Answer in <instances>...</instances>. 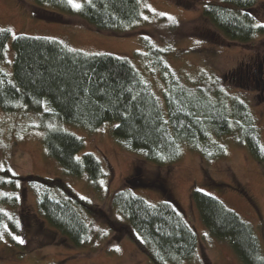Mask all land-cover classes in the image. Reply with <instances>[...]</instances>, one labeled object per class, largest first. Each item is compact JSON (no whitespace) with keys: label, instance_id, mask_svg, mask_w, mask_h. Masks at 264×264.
<instances>
[{"label":"trees","instance_id":"obj_1","mask_svg":"<svg viewBox=\"0 0 264 264\" xmlns=\"http://www.w3.org/2000/svg\"><path fill=\"white\" fill-rule=\"evenodd\" d=\"M34 1V16L58 21L65 14L111 35H124L141 18L140 0H81L79 9L68 0ZM256 3L257 0H207L201 10L228 39L244 43L264 33V27L257 26L261 23L253 14ZM44 5L59 13L49 12L41 7ZM10 37L8 29L0 28V59ZM141 42L146 52L136 54L143 56L144 61L149 60V67L156 68L165 79L163 105L125 57L86 53L52 38L18 33L10 41L13 52L10 72L0 65V109L38 111L46 105L47 116L86 129L114 119L111 132L120 144L160 166L178 160L183 145L204 160L222 156L224 147L219 139L235 134V139L246 146L264 169L260 130L245 102L225 98L218 88L183 85L160 56L161 49L144 36ZM42 143L47 154L66 173L85 172L88 183L97 187L102 175L100 164L90 152L77 156L83 144L81 138L51 127L45 130ZM24 179L35 191L41 218L73 246L85 244L91 228L83 212H98L90 201L73 192L60 178L31 174ZM17 180L19 177L9 169L0 168V205L17 203ZM208 182L221 184L213 179ZM137 184L157 188L161 199L156 203L146 201L132 190L131 185ZM190 199L203 225L216 238L226 240L243 264H264L253 228L235 211L197 187L190 189ZM109 201L128 222L124 228L126 236L143 250L151 264H179L193 256L198 244L197 232L157 180L134 175L125 178L111 193ZM1 223L10 229L18 228L13 215L0 209Z\"/></svg>","mask_w":264,"mask_h":264},{"label":"rangeland","instance_id":"obj_2","mask_svg":"<svg viewBox=\"0 0 264 264\" xmlns=\"http://www.w3.org/2000/svg\"><path fill=\"white\" fill-rule=\"evenodd\" d=\"M205 1L140 0L139 21L124 35H111L65 14L58 21L34 16V0H0V28L11 33L0 65L10 72L13 57L10 41L14 35L24 33L52 38L70 49L127 58L163 105L165 79L156 68L149 67V60L144 61L143 56L136 54L146 52L141 42L144 36L161 49L160 56L183 85L218 88L225 98L245 102L264 145V98L259 99L258 90L248 89L240 80L245 66L264 56V33L244 43L228 39L203 16L201 5ZM80 2L73 0V4ZM44 6L41 7L49 12H58ZM253 14L258 23L264 24V0H257ZM48 109L46 105L38 111L0 109V168H7L19 177L17 203L0 205L2 211L13 215L18 225L16 230L0 224V264H151L143 250L124 233V228L128 227L126 219L110 206L111 193L132 175L157 180L196 230L197 248L191 258L179 264H243L228 242L213 236L201 222L190 199L192 187L217 197L245 220L253 228L264 257V169L246 146L235 139V134L219 139L224 147L222 156L204 160L199 153L183 145L178 160L160 166L120 144L111 132L116 120H105L93 129H86L47 116L44 112ZM51 127H59L81 138L83 144L77 152L78 157L90 152L98 159L102 175L97 187L88 183L85 172L68 174L47 154L42 136ZM31 174L60 178L97 209L95 214L83 212L91 228L85 244L73 246L41 218L35 191L24 179ZM209 179L221 184L212 185ZM131 186L134 193L150 203L161 199L157 188L141 184ZM14 237H19L23 243Z\"/></svg>","mask_w":264,"mask_h":264},{"label":"flooded vegetation","instance_id":"obj_3","mask_svg":"<svg viewBox=\"0 0 264 264\" xmlns=\"http://www.w3.org/2000/svg\"><path fill=\"white\" fill-rule=\"evenodd\" d=\"M245 67L243 76H240L242 79L240 80H243V84L248 89L255 87L258 90L256 96L259 99L264 98V95L262 96V93H260L264 92V56L254 61V63H249Z\"/></svg>","mask_w":264,"mask_h":264},{"label":"snow or ice","instance_id":"obj_4","mask_svg":"<svg viewBox=\"0 0 264 264\" xmlns=\"http://www.w3.org/2000/svg\"><path fill=\"white\" fill-rule=\"evenodd\" d=\"M68 3L69 4H72L73 7L79 9L81 7L80 4H73V0H68ZM161 15H164V13H161ZM145 19H147V17H145ZM258 27H264V24H261V25H257ZM15 239L19 240L21 243H23V240H20L19 237H14ZM118 250V249H117Z\"/></svg>","mask_w":264,"mask_h":264}]
</instances>
